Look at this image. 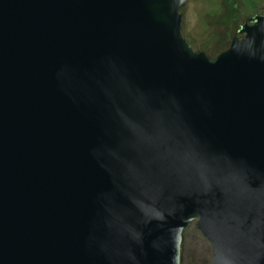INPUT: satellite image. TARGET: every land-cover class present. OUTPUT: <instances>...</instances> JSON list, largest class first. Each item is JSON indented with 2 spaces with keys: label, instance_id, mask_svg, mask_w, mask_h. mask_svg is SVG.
I'll return each instance as SVG.
<instances>
[{
  "label": "water",
  "instance_id": "obj_1",
  "mask_svg": "<svg viewBox=\"0 0 264 264\" xmlns=\"http://www.w3.org/2000/svg\"><path fill=\"white\" fill-rule=\"evenodd\" d=\"M186 2L0 0V264H264V17L210 59Z\"/></svg>",
  "mask_w": 264,
  "mask_h": 264
},
{
  "label": "rangeland",
  "instance_id": "obj_2",
  "mask_svg": "<svg viewBox=\"0 0 264 264\" xmlns=\"http://www.w3.org/2000/svg\"><path fill=\"white\" fill-rule=\"evenodd\" d=\"M234 2L239 8L241 16L235 23H230L232 26L229 29L230 25L227 21L229 9L226 0H187L186 5L180 11L183 15L182 35L185 40H188L193 48L200 52V47L203 44L213 37H220L218 48L214 51L211 48L208 53L213 55L220 49H225L222 53L228 51L233 41V35L245 23L247 15L254 13L258 3L264 14V0H234ZM232 7L233 5L231 9ZM208 53L205 55L210 57ZM212 259L211 244L204 238L196 225L192 224L185 233L182 264H211Z\"/></svg>",
  "mask_w": 264,
  "mask_h": 264
},
{
  "label": "flooded vegetation",
  "instance_id": "obj_3",
  "mask_svg": "<svg viewBox=\"0 0 264 264\" xmlns=\"http://www.w3.org/2000/svg\"><path fill=\"white\" fill-rule=\"evenodd\" d=\"M241 16V15H240ZM248 18L247 20L245 21L244 24H242L240 26V28L236 31L235 35H233V40L235 38H238L239 40H243L245 38V34H240V31L242 30V28L245 26V25H249V26H253L255 24V18H257L258 16H263L264 17V14H263V11L262 9L260 8L259 6V3L256 5V10L254 11V13L252 14H248L247 15ZM183 36V35H182ZM184 38V37H183ZM214 38V37H213ZM185 39V38H184ZM219 40H220V37H218V39L213 43L211 44L208 48L202 50L201 47H200V52L199 51H196V49L193 48V45H191L190 42H188V40H186V42L195 50L196 53H201L203 52L204 54L206 53L207 50H209L214 44H217L219 43ZM209 56V55H208ZM217 56L219 55H216V56H213V58H216Z\"/></svg>",
  "mask_w": 264,
  "mask_h": 264
},
{
  "label": "trees",
  "instance_id": "obj_4",
  "mask_svg": "<svg viewBox=\"0 0 264 264\" xmlns=\"http://www.w3.org/2000/svg\"><path fill=\"white\" fill-rule=\"evenodd\" d=\"M226 5L228 6V9H229V13L227 14V21H228V24L230 25L229 26V29H231V24L230 23H235L237 20H238V18L240 17V15H241V12L239 11V8H237L236 7V5H235V2H234V0H226ZM234 3V4H233ZM233 5V7H232V9H231V6ZM230 10H232V12H230ZM229 35V34H228ZM227 35V36H228ZM218 43L217 44H214L211 48L213 49V51L216 49V48H218ZM210 48V49H211ZM225 49H220V50H218V51H216V52H214V54L213 55H210L208 52H209V50H207V52L206 53H208V55L210 56L209 58L210 59H212V57L213 56H216V55H219L220 53H222L223 51H224ZM214 59V58H213Z\"/></svg>",
  "mask_w": 264,
  "mask_h": 264
}]
</instances>
